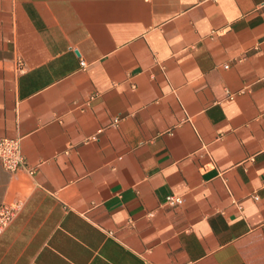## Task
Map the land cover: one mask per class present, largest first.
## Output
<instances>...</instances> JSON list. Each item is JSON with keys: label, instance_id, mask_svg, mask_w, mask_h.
<instances>
[{"label": "crops", "instance_id": "0c3cea01", "mask_svg": "<svg viewBox=\"0 0 264 264\" xmlns=\"http://www.w3.org/2000/svg\"><path fill=\"white\" fill-rule=\"evenodd\" d=\"M0 137V264H264V0H0Z\"/></svg>", "mask_w": 264, "mask_h": 264}, {"label": "built area", "instance_id": "2783aa9c", "mask_svg": "<svg viewBox=\"0 0 264 264\" xmlns=\"http://www.w3.org/2000/svg\"><path fill=\"white\" fill-rule=\"evenodd\" d=\"M81 65L84 62L81 61ZM228 98H233L234 94L226 91ZM0 162L2 166L10 171L15 172L20 168H24V158L20 150V142L17 138L0 137ZM29 174L33 173L32 169L26 168ZM257 199V196H254ZM180 196H168L166 203L169 205H178L181 203ZM21 204L16 203L14 205L1 204L0 205V235L4 232L6 227L12 222L16 216Z\"/></svg>", "mask_w": 264, "mask_h": 264}]
</instances>
